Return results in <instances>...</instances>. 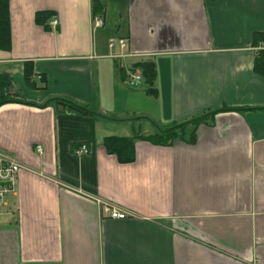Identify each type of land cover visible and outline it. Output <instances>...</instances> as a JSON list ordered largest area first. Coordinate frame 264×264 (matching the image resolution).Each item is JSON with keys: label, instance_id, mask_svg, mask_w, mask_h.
I'll use <instances>...</instances> for the list:
<instances>
[{"label": "crops", "instance_id": "0c3cea01", "mask_svg": "<svg viewBox=\"0 0 264 264\" xmlns=\"http://www.w3.org/2000/svg\"><path fill=\"white\" fill-rule=\"evenodd\" d=\"M95 1L104 22L93 31L92 0H7L9 96L70 100L102 117L0 107V153L22 166L0 220V264H264V80L251 71L264 0ZM39 12L57 26H36ZM112 38L141 58L114 64ZM135 63L153 66L152 94L143 82L127 88ZM219 109L238 111L187 127L171 147L135 141L133 163L102 148L134 136L117 135L130 119L166 127ZM96 201L125 219L101 218Z\"/></svg>", "mask_w": 264, "mask_h": 264}, {"label": "trees", "instance_id": "16d2710c", "mask_svg": "<svg viewBox=\"0 0 264 264\" xmlns=\"http://www.w3.org/2000/svg\"><path fill=\"white\" fill-rule=\"evenodd\" d=\"M92 7V15L93 17L97 16L99 11L98 3L95 0H92L91 2ZM8 12L7 11V0H0V51L8 52L9 49V25L8 23ZM52 17V14L47 12H39L34 15V22L35 25L40 27L43 31L47 32L49 31V20ZM262 35V36H261ZM254 34L252 35L253 39V45H256L257 43H264V35L263 34ZM114 64L116 62L113 61ZM252 73L254 76H258L259 78H262L264 80V50H260L257 53V56L252 62ZM118 67V65H115ZM130 69L132 71H139V75L141 77V81L143 82V88L145 89V92L147 94H152V86L154 84V72L153 66L150 63H135L130 66ZM123 80H125V74L126 72L123 70ZM23 79L29 84V79L33 77L32 74V67L30 64H24L23 66ZM11 86V80L6 75H0V107L7 104H16V105H24L29 107H35L37 109H44L48 106L55 107V109L59 108L61 110H65L71 113H77L81 116H88L93 115L96 117L101 118L102 116H98L95 112H92V110L83 107L80 104H76L70 100L65 99H50L47 102H44L43 104L39 106H34L31 104H25L21 102L20 100H17L15 98H11L9 94L7 93L8 90H10ZM238 110H226V109H219L218 111H212L207 113L206 115H203L199 118H196L194 120H190L188 122L182 123V124H173L166 127H158L154 126L152 124V128L154 129L153 135L149 136H143L141 134H134L133 137L129 138H123V137H116V136H110L105 138L102 141V148L105 149V153L110 156H114L116 161H118L119 164L126 165L133 163V144L135 141H141L149 143L152 146L157 147H171L175 142H178L187 136L186 128L189 126H196L200 122L203 121L205 118H212L215 114L218 115V113L223 112H236ZM142 120V119H138ZM145 120V119H143ZM149 121V120H148ZM122 122V121H120ZM151 123V122H150ZM194 136V134H193ZM193 136H190L189 139L190 142L194 144V138Z\"/></svg>", "mask_w": 264, "mask_h": 264}, {"label": "built area", "instance_id": "2783aa9c", "mask_svg": "<svg viewBox=\"0 0 264 264\" xmlns=\"http://www.w3.org/2000/svg\"><path fill=\"white\" fill-rule=\"evenodd\" d=\"M92 30H100L103 28L104 20L99 15L92 17ZM58 24V21L52 16L49 20L48 26L50 28H55ZM128 44L124 39H110L107 41V58L113 60L114 62H132L141 58L140 56L132 55L127 50ZM125 83L127 88L133 89L137 88L142 84L141 77L138 71H132L130 68L125 69ZM37 153H41L40 149L37 147ZM88 150L85 146L80 145L76 148L74 156L78 159L87 154ZM21 165L8 156V154L1 152L0 153V220L2 219V213L6 204V198L16 193L17 186V176L21 170ZM96 204L100 206L101 202L96 201ZM99 213H101V218H106L109 220L121 221L125 219V213L118 212L115 208L106 206L103 204L99 208Z\"/></svg>", "mask_w": 264, "mask_h": 264}, {"label": "rangeland", "instance_id": "374dc122", "mask_svg": "<svg viewBox=\"0 0 264 264\" xmlns=\"http://www.w3.org/2000/svg\"><path fill=\"white\" fill-rule=\"evenodd\" d=\"M142 85L143 84H141L137 88H133V89L128 88V89L140 91V89L142 88ZM130 120H132V121H134L136 123H133L130 126H124V127H122V129L117 132V135H123V134L129 135V133L131 131H132L131 133L141 134L143 136H149V135H151V133L153 131V128H152L153 126H152L151 123L146 122L144 120H133V119H130ZM123 121H125V120H123Z\"/></svg>", "mask_w": 264, "mask_h": 264}]
</instances>
